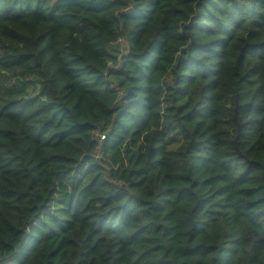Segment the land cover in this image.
I'll list each match as a JSON object with an SVG mask.
<instances>
[{
    "label": "trees",
    "instance_id": "1",
    "mask_svg": "<svg viewBox=\"0 0 264 264\" xmlns=\"http://www.w3.org/2000/svg\"><path fill=\"white\" fill-rule=\"evenodd\" d=\"M0 264H264V0H0Z\"/></svg>",
    "mask_w": 264,
    "mask_h": 264
},
{
    "label": "built area",
    "instance_id": "2",
    "mask_svg": "<svg viewBox=\"0 0 264 264\" xmlns=\"http://www.w3.org/2000/svg\"><path fill=\"white\" fill-rule=\"evenodd\" d=\"M123 39L121 37H118L116 39V43L118 44V51L121 54L124 51V46H123ZM119 57V56H118ZM108 65H111L110 62H108ZM120 93V92H119ZM94 136L97 138V146H96V152L92 154L93 157L97 158V159H102V153L100 151V144H101V140L104 138L102 133H99L98 131L94 132Z\"/></svg>",
    "mask_w": 264,
    "mask_h": 264
}]
</instances>
